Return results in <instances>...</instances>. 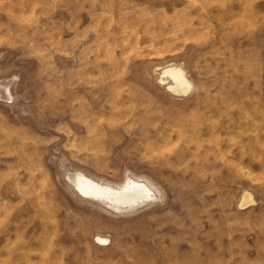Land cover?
Listing matches in <instances>:
<instances>
[{"label": "rangeland", "instance_id": "1", "mask_svg": "<svg viewBox=\"0 0 264 264\" xmlns=\"http://www.w3.org/2000/svg\"><path fill=\"white\" fill-rule=\"evenodd\" d=\"M0 264H264V0H0Z\"/></svg>", "mask_w": 264, "mask_h": 264}]
</instances>
